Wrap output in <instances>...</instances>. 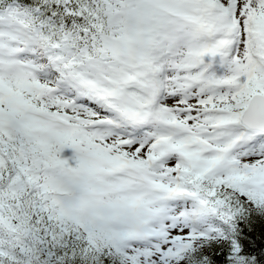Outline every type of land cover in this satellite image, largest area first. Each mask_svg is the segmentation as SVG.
<instances>
[{
    "label": "snow or ice",
    "instance_id": "1",
    "mask_svg": "<svg viewBox=\"0 0 264 264\" xmlns=\"http://www.w3.org/2000/svg\"><path fill=\"white\" fill-rule=\"evenodd\" d=\"M0 264H264V0H0Z\"/></svg>",
    "mask_w": 264,
    "mask_h": 264
}]
</instances>
